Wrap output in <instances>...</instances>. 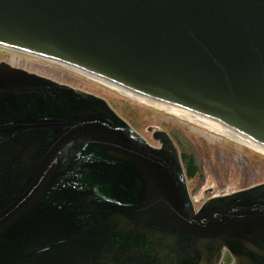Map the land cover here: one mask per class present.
<instances>
[{"label": "water", "instance_id": "water-1", "mask_svg": "<svg viewBox=\"0 0 264 264\" xmlns=\"http://www.w3.org/2000/svg\"><path fill=\"white\" fill-rule=\"evenodd\" d=\"M0 44L212 116L264 143V0H0ZM0 113L25 115L0 123V264H116L103 241L121 226L131 264H151L131 244L153 235L150 227L217 254L228 242L264 251V183L195 213L168 133L154 132L163 144L154 148L103 98L0 63ZM82 150L106 156L96 161L106 184L80 182L91 185L96 209L129 213L112 223L102 217L103 228L94 203L79 206L76 184L59 181L86 158L76 160Z\"/></svg>", "mask_w": 264, "mask_h": 264}, {"label": "rangeland", "instance_id": "rangeland-1", "mask_svg": "<svg viewBox=\"0 0 264 264\" xmlns=\"http://www.w3.org/2000/svg\"><path fill=\"white\" fill-rule=\"evenodd\" d=\"M10 58L34 71L106 97L120 115L150 140L149 129L159 128L182 141L200 168L201 178L192 186L197 202L211 195L210 190L212 194L232 192L264 181V154L247 148V144H240L193 118L131 99L75 71L0 48V60Z\"/></svg>", "mask_w": 264, "mask_h": 264}, {"label": "flooded vegetation", "instance_id": "flooded-vegetation-1", "mask_svg": "<svg viewBox=\"0 0 264 264\" xmlns=\"http://www.w3.org/2000/svg\"><path fill=\"white\" fill-rule=\"evenodd\" d=\"M2 115V114H1ZM7 117V120L9 118H24L25 115H17V114H7L4 115ZM5 120V121H7ZM24 121V120H20ZM12 122H9V124ZM14 123V122H13ZM25 123V121H24ZM10 140H7L8 143ZM86 156L84 159H80L78 161V164L70 163L68 168L66 169V172L62 176L63 178H68L71 175H80L89 180V182L95 177L93 172V169L95 170L96 167V161L100 160L98 159L100 155H90L87 150H82L78 153L76 160L81 157ZM86 191H90L92 188L86 187ZM122 207L127 209L128 205L122 203ZM88 215H91L90 212H87ZM104 215L109 216L110 212L105 209ZM118 215H121V218L118 217ZM114 218L113 215H110L108 219L111 221L109 223L114 222V220H121L124 215H128L126 211L119 212ZM88 220H90L87 217ZM107 219V220H108ZM93 222V221H92ZM96 225L99 228L106 227V223L103 219H100L98 222H96ZM109 236H114L113 232H110L106 230ZM117 237H113L111 240L103 241L106 247L111 249L114 253V255L119 259L117 260L116 264H125L126 261H128V258L131 256V254L126 251L128 248L127 245H129L127 234L124 233V229L121 228L117 230ZM161 237H176V236H161ZM165 239V238H164ZM193 238H186L185 240L180 241L178 244L175 245H167L169 249L173 250L171 256L167 257V261L163 262L159 258L158 249L161 247L160 245V237L158 236H145L140 235L137 238H135V242L132 244H135L136 248L143 249L148 252V255H153L152 260L150 261L151 264H264V251L260 252V255H254L252 252H241L236 244H233L231 242H228L226 245H222L219 247V252L217 254L218 248H210L208 245H205L204 250H200L199 247L195 246L193 244ZM212 251L211 255L209 254V248ZM152 254H151V253ZM120 262V263H119ZM100 264H104L103 261L100 262Z\"/></svg>", "mask_w": 264, "mask_h": 264}, {"label": "bare ground", "instance_id": "bare-ground-1", "mask_svg": "<svg viewBox=\"0 0 264 264\" xmlns=\"http://www.w3.org/2000/svg\"><path fill=\"white\" fill-rule=\"evenodd\" d=\"M66 65H68V64H66ZM69 66H71V65H69ZM71 67H73L79 71H82V73L83 72L86 73V75L104 83L105 85H108L109 87H111L113 89L120 91L123 94H126V95L132 97L133 99H136V100H139V101L151 104V105H155V106L159 107L160 109L166 110L167 112H170L172 114H179L182 116H187V117L193 118V119L197 120L199 123H201L207 127H210L211 129L213 128L216 131L220 132L221 134H223L229 138H233V139H235L241 143L247 144L249 147L253 148L254 150L264 154V145L256 143L254 140L250 139L249 137H246L245 135L237 132L236 130H233V129L226 127L222 124H219V123L214 122L210 119L202 117L198 114H195L191 111L183 109L179 106L167 104V103L155 100V99L148 98V97L143 96L139 93H136L130 89L122 87L121 85L112 83V82H110V81H108L102 77H98V76H96L92 73H89L83 69H80L78 67H75V66H71Z\"/></svg>", "mask_w": 264, "mask_h": 264}, {"label": "trees", "instance_id": "trees-1", "mask_svg": "<svg viewBox=\"0 0 264 264\" xmlns=\"http://www.w3.org/2000/svg\"><path fill=\"white\" fill-rule=\"evenodd\" d=\"M188 169L190 175H195L198 172V168L195 166L193 160L188 163Z\"/></svg>", "mask_w": 264, "mask_h": 264}]
</instances>
